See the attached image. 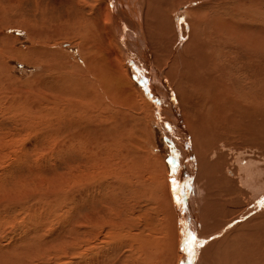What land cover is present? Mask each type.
<instances>
[{
    "label": "bare ground",
    "instance_id": "obj_1",
    "mask_svg": "<svg viewBox=\"0 0 264 264\" xmlns=\"http://www.w3.org/2000/svg\"><path fill=\"white\" fill-rule=\"evenodd\" d=\"M53 1L19 0L24 9L0 1V33L6 27L22 29L31 46L25 51L14 49L0 35V59L15 56V61L18 58L40 68L34 75L37 86L29 94L34 98L22 94V100L11 101V107L41 122H61L65 114L77 113L88 124L84 117L90 116L93 124L88 126L97 130L88 142L80 137L83 131L68 133L58 146L81 150L88 164L95 163L93 169L97 168L91 174L83 164L87 175L83 174L78 186L80 195L88 197L93 192L95 209L83 210L75 225L63 229L73 239L67 241L70 246L74 248L73 241L78 239L83 243L78 263L105 264L113 247L130 244V257L137 264H264V181L257 180L254 169L259 158L264 159V80L260 75L264 34L246 21L249 16L244 18V12H253L254 6L247 9L248 5L230 0H221V7L210 0ZM14 14L15 21L11 19ZM63 41L76 47L71 62L55 47ZM128 65L139 79V88L128 75ZM147 121L152 126L159 124L165 134L175 160L174 175L140 141L139 132L145 130V136L152 132ZM131 124L139 131L137 137ZM128 142L140 149L127 150ZM244 148H252L251 155L244 157ZM228 152L235 155L227 159ZM107 171L117 173V182L101 193L94 179H101ZM111 174L107 175L113 180ZM56 189L38 205L49 210V215L60 211L57 206L66 207L63 212L70 218L76 210L70 205L73 195H67L71 190L59 194ZM147 194L152 203L147 210L159 223L157 232H150L142 219ZM129 195L141 202L130 204V212L127 202V210L124 206ZM14 200L1 201L0 213L2 207L16 205ZM28 206L25 209L31 211L32 205ZM206 223L211 229H206ZM189 234L202 242V248L183 243ZM36 236L31 252L21 245L22 259L40 252L49 241L47 235ZM69 245L65 247L71 251ZM182 247L190 250L182 251L179 262Z\"/></svg>",
    "mask_w": 264,
    "mask_h": 264
},
{
    "label": "rangeland",
    "instance_id": "obj_2",
    "mask_svg": "<svg viewBox=\"0 0 264 264\" xmlns=\"http://www.w3.org/2000/svg\"><path fill=\"white\" fill-rule=\"evenodd\" d=\"M0 1H1V3L3 2L2 4L5 6H7L8 3L10 5L17 4L18 6L21 5L20 8L24 9L23 2L20 3L19 0H0ZM51 1L56 3V1H53V0H51ZM60 1L61 0H59L57 2L59 3ZM210 1H211L213 6H215V4H216L217 7L218 6L221 7V5H220L222 3L221 0L220 1L219 0H215V1L210 0ZM217 1H218V3H217ZM230 1H231V3L239 2L242 5L244 4L245 7L248 5L246 7L247 9H248V7H251L253 5L255 9H252V11L254 13L251 11H248V12H246L247 13V15H246V13L244 12V18L246 20L247 16H249L251 19L247 18L246 21L249 23L253 22L254 27L256 29H259L260 31L262 30V34H264L263 33L264 32V20H263L264 19V16H263L264 15V0H239V1L238 0H230ZM30 8H31V5H30ZM258 13L259 14L261 13L260 16ZM14 17L15 18H13V16H12L11 19L15 21V19L17 18L15 14H14ZM257 17H260V18H257ZM252 18H256V19H252ZM6 19H9V17L6 16L5 20ZM248 19H249V21H248ZM262 23H263V25H262ZM0 35L4 38V40H6V45L8 44L9 46H12L14 49L17 48L20 51H25L26 49H28V47H31L30 41L27 39L26 32H24L22 29H18V28L15 29V28L6 27V28H3L1 30ZM25 39H27V40H25ZM56 45H55L56 49L62 51L63 53L65 52V56L68 55L69 56L68 59L70 58L69 61L71 62L72 57H70V55H71V53H73L72 51H74L76 47L71 45L70 43H68L66 41L58 42ZM263 50L260 51L261 57H262V54L264 53ZM14 57L11 56V58H12L11 59L10 55H5L3 59H0V71H3V72H0V73H2V74H0V79L2 81L0 83V85H1V87H0V202L5 201V199H7V201H12V200L16 199L14 201L18 205L16 204L14 206H8L11 208H8L6 206V209L4 207L1 208L2 214L0 213V215H1L0 216V249H1L0 252L2 254H0V256L2 255L4 257L2 260L0 259V264H4V263L5 264H80L78 262H81L80 261L81 256H82V250L81 249H82L83 243H82V241L80 242L78 239V241H75V242L73 241L74 248H73V244L70 246L69 242L72 243L73 239L69 240L68 234H67L68 232H66L65 230L63 231V229H66L68 225H75V221L80 218L83 210L85 211V209H88V208H90L91 210L95 209V207H94L95 201L93 202V200H92L93 199L92 198L93 192H91V193L89 192L88 197L80 195L79 191L81 189H79V187L81 185L80 184V180H82L81 178L84 175H87L86 170L84 168V165H86L88 172H90L91 174L94 173L95 170H97V168L93 169L94 165H96L95 163L94 164L93 163L88 164V162H87L88 160H86L83 157L82 152H80L81 150H64L60 147L58 148V146H60L61 142H63V140L66 139V137L69 134L74 135V133L77 131H79V132L83 131L84 132L85 135L82 134L83 132L80 134L82 141L88 142L89 140H93L94 136L97 135L96 134L97 130L93 131L94 127L92 125L88 126L89 124L92 123V122H90V120H92L90 118V116H89V118L84 117L85 119L89 120L88 124L87 123L85 124L84 121H81V119L78 118L77 113H69L67 115L65 114L66 117L64 116V119H62L61 122L54 121V120H52L51 122L50 121L48 122V120H46V121H44L45 122L44 123V122H41V120H39L37 118L35 119V117H36L35 115H32L30 113L27 114L25 111H18V109H16V106H14V108L11 107V104H10L11 101L17 102V99L22 100V94H23V96L25 94L26 95L28 94L30 99L34 98L33 96H31L29 94H31L32 90H34L33 89L34 86H37V84H36L37 82H34V81H36L35 80L36 76H34V75H36V73H38L37 69H39V71H40V68H34L30 64L25 63L23 61H22L23 62L22 63L18 58H16V61H15ZM262 60L264 61V59H261L260 68H262L263 71L260 70L262 72V73H260V75H261V79L264 80V74H263L264 73V62ZM127 72H128V75L130 76V78L132 79V81H134L135 87L139 88V84H140L139 79L136 76L135 72L132 70L131 66H129V65L127 67ZM3 82H4V84L2 85ZM262 82H264V81H262ZM262 85L264 86V83H262ZM20 96H21V98H20ZM64 101L66 103L67 99ZM262 105H264V103ZM25 113L28 116H26ZM75 116H76L77 121L74 118ZM71 118H73L74 120ZM146 123H147V125H149V128L150 127L152 128L151 129L152 132L148 133L149 135L146 133V136H145V134H144L145 130H142L141 132L137 131V129L135 128V124L134 125L131 124L134 126V127L133 126L132 127L135 129L134 130L131 127V130L137 131V132H135L136 137H137L138 132H139L138 137L140 135L141 136L144 135V136H142L144 138H142L140 136L139 139L142 142L143 146H145L146 148L148 146V148L146 149V152L148 150H151V152L149 151V153H151L152 156L156 155V156L161 157L164 160V164L166 166V169L168 170V173L170 174L169 160L171 159V153H170L171 150H170V147L166 144L165 134L161 130L159 124L152 126L151 124H149L150 122L147 121ZM85 125H87V126H85ZM64 126H67L68 129H72V130L69 131L67 129V127H64ZM82 127H84V128H82ZM86 127H87V129H86ZM142 128H144V127L142 126ZM146 129L148 130L147 127H146ZM86 131H87L88 135H90V136L87 137ZM99 133L100 132L98 131V134ZM141 133H143V134H141ZM61 134H62V136H61ZM56 135H57V138H56ZM63 135L65 136V138L63 137ZM150 137L152 140L151 139L149 140ZM128 143L125 146V148H127V150H129L131 148L133 150H139L140 149L139 145H137L139 149H136L137 146L135 143H134L135 144L134 146H132L133 143H131V142H128ZM145 143H148V145ZM149 144H151L152 146L150 145L151 146L150 147ZM77 145L79 146V144H77ZM129 145H131L132 147L130 146V148H129ZM103 148H105V147H102V149ZM92 150H96V149L93 148ZM97 150H99V149H97ZM103 150H105V149H103ZM124 150H126V149H124ZM245 150H247V151H245ZM251 150H253V149L252 148L251 149H249V148L245 149L244 148L242 150L243 156L247 157V156L251 155V154H249V153H251ZM247 153H248V155H247ZM228 154H229L228 157L226 156L227 159H229L230 157L235 155L234 153H229V152H228ZM222 156L225 157L223 153H222ZM82 158H84L85 160L83 159V161H82ZM86 158H87V156H86ZM101 158L106 159L105 157H103V154H102ZM162 159H160V163H162L161 162ZM263 160L264 159L260 160V158H259V160L257 161V164H258L257 167L256 168L254 167V169H257V171H258V172L256 171V173L259 174L257 177L258 178L257 180L259 182L264 181V168H262V167H264ZM171 167H173V165H171ZM115 173H116V171H115ZM99 174H100V171L98 172V175ZM107 174H111L110 177H112V178L114 176L117 177L116 176L117 173L114 174L113 171H107ZM107 174H105L101 178L102 179L101 182L97 181V179H99V178L94 179V180H96V181H94L96 185L95 184L94 185L97 186V184H98L99 189H101V188L103 189V190L101 189V191H102V192L100 191L101 193H106V187H108V186L110 187L111 185H113V182L115 183V181L117 182V179L115 177H114L115 179L113 178V180L111 178L109 179L108 178L109 176ZM105 176H107V177H105ZM129 177H127V178H129ZM124 178H125V180L129 181V179H126V176ZM101 179H99V180H101ZM147 179H148V181H147ZM77 180H79V181H77ZM105 180H106V182H105ZM108 180H110V181H108ZM133 180H135V179L133 178ZM107 181H108V183L110 182L109 185H108ZM146 181H147L146 183L148 184L149 177L147 174H146ZM76 182L79 184H76ZM92 182H93V180H92ZM92 182H90L91 183L90 186H93ZM103 182H104L105 186H104V184L102 186ZM99 183L101 184V186ZM69 187L74 188V190L72 188H69ZM56 188L59 189L57 191V192H59V194H62L63 191H66L68 193L69 190H71L67 195H70V196L73 195L71 197L69 196L70 199L72 200L70 205L72 207H76V210L72 212L73 214L70 218H69V215H66L67 213L65 211L63 212V208H65V210H66V207L57 206L60 208L59 209L60 211H57L56 212L57 214L56 213H53V215L50 214L51 215L50 216L48 214V213H50L49 210L47 211V209L45 208L46 211H44L42 209L41 205H38V204H41V202L46 200V198L50 195L52 190H57ZM96 193H98V192L96 191L95 194ZM130 196H131V198H130ZM24 197H27V198H24ZM126 197L127 198L125 199L124 203L127 202L129 205L127 203H125L124 206L126 207V210L129 206L128 212H130L132 209L130 204L131 205H133V203H134V205L138 204L140 202V200L138 199L137 196L133 197V195H129ZM148 197L149 196L147 194L146 195V202H147L146 203V215L144 216V214H143L142 219L146 220L147 228L150 229V232L151 231L153 232V231H156L157 229H159V226H158L159 223L156 220V216L153 215L152 211L147 210V208H151V206H152L150 199L147 200ZM175 197H177V196H175ZM128 198H130V199H128ZM133 198H135L136 200L138 199L137 202L135 199L133 200ZM98 199H99V196H98ZM86 200H88V201H86ZM127 200L130 202H128ZM28 203L30 206L32 205L31 206L32 209H30L31 211H29L27 208H26L27 210L25 209L26 205L28 206ZM3 204L6 205L5 203H3ZM19 204L21 206H23L24 209L23 208L21 209V207H19ZM149 204H151V205L149 206ZM98 206L99 205H97V207ZM47 207H49V206H47ZM28 208H29V206H28ZM38 208H39V210H38ZM9 209L11 212L9 211ZM33 209L35 212L33 211ZM13 210H14V212H12ZM50 210H52V207H50ZM147 211H149L150 213L149 212L147 213ZM33 212H34V214H33ZM43 212H45L46 214L45 213L43 214ZM99 212H100L99 214H101L102 211H99ZM13 215L16 217V219ZM26 215H27V217H26ZM31 215H33V216H31ZM30 216L33 217L32 220H28V218H30ZM143 216H144V218H143ZM66 217H68V218H66ZM221 217L222 216L220 214V216L218 217L219 220L221 219ZM40 218H41V220H40ZM12 219L14 220L13 222H11ZM27 221H29V222H27ZM42 221L44 223H41ZM7 222H9V223H7ZM209 227H210V225L206 223V229L207 228H208V230L211 229ZM35 229H37L38 231ZM32 230H33V232H32ZM58 230H59V232H58ZM35 231L37 233H35ZM29 232H31V233H29ZM5 234H7L8 236H6ZM9 234H11V235H9ZM43 234L47 235V237L49 236L48 237L49 241L43 245L44 247L40 250V252L38 251L37 253L32 255V257L30 255H28V257H26V259H22L19 256V253H20L19 251L20 250L22 251L23 249H25L26 251L28 250V252H31L32 247L37 243V240H38V237L36 235L42 236ZM154 234L156 235L157 233H154ZM25 235L28 236L27 239L25 238L26 237ZM45 235H43V236H45ZM66 236H67V239H66ZM30 238H32V239H30ZM70 238H72V237L70 236ZM93 239L91 240V242L93 241ZM34 241H35V243L33 244ZM67 241H69V242H67ZM19 242H20V244H18ZM22 242H24V243H22ZM94 242L95 241H93V243ZM21 245H22V247L24 246L23 249H21L22 248ZM68 245H69V247H71V251L68 250V248L66 249V247ZM103 245H105V244H103ZM3 247L6 249V251ZM12 247H13V249H12ZM30 247H31V249H30ZM75 247H76V249H75ZM130 247H131L130 244H127L126 246L124 245V247L123 246H120L117 248L113 247V250L108 252L109 253L108 259L107 260L105 259L106 260L105 264H109V263L115 264L116 260L119 259L118 257H120L121 259H119V261H117V264H137V262L133 259V257H130L131 256L130 255L131 250H132ZM119 248L120 249L123 248L122 251H120ZM200 248H202V247H200ZM8 249H10V250L8 251ZM110 252L112 255L110 254ZM112 252H114V253H112ZM115 253H116V255H115ZM109 255H111L113 257H110ZM126 256H128V257L126 258ZM182 258H183V253H182V250L180 249V260H179V262L182 261ZM21 259H22V261H21ZM110 261H112V262H110ZM131 261H133V262H131ZM139 264H145V263L139 262ZM146 264H149V263H146Z\"/></svg>",
    "mask_w": 264,
    "mask_h": 264
},
{
    "label": "snow or ice",
    "instance_id": "obj_3",
    "mask_svg": "<svg viewBox=\"0 0 264 264\" xmlns=\"http://www.w3.org/2000/svg\"><path fill=\"white\" fill-rule=\"evenodd\" d=\"M174 163H175V160H174V159H170V160H169V164H170V173L173 174V175H174L175 172H176V168L171 167V165H173ZM172 184H173V192L175 193V192L177 191V188H176V184H177V182H176L175 179L172 180ZM174 198H175V197H174ZM179 204H180L179 199H177V206H178V207H179ZM183 243H184V244H189V243H191V244L195 245L196 247H202V242L198 241V240L196 239V237H195L194 235H191V234H189L188 239L185 240ZM181 250H182V251H189L190 249H189V248H186V247H182ZM193 254H194V253H193Z\"/></svg>",
    "mask_w": 264,
    "mask_h": 264
},
{
    "label": "water",
    "instance_id": "obj_4",
    "mask_svg": "<svg viewBox=\"0 0 264 264\" xmlns=\"http://www.w3.org/2000/svg\"><path fill=\"white\" fill-rule=\"evenodd\" d=\"M177 196V195H176Z\"/></svg>",
    "mask_w": 264,
    "mask_h": 264
}]
</instances>
